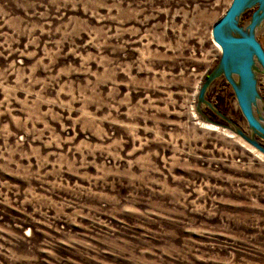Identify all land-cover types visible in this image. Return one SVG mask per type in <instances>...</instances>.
<instances>
[{
    "label": "rangeland",
    "instance_id": "374dc122",
    "mask_svg": "<svg viewBox=\"0 0 264 264\" xmlns=\"http://www.w3.org/2000/svg\"><path fill=\"white\" fill-rule=\"evenodd\" d=\"M231 1L0 0V264H264V130L212 36Z\"/></svg>",
    "mask_w": 264,
    "mask_h": 264
},
{
    "label": "water",
    "instance_id": "95a60500",
    "mask_svg": "<svg viewBox=\"0 0 264 264\" xmlns=\"http://www.w3.org/2000/svg\"><path fill=\"white\" fill-rule=\"evenodd\" d=\"M246 1H231L225 13L213 25L212 36L222 49L221 64L222 67L224 66L225 72L227 73L229 71L228 66H231L230 71L239 76L238 84L234 80H232V83L237 88V97L243 116L253 128L262 131L264 130L263 124L255 118L250 101L256 99L254 94L253 57L258 59L264 69V50L256 39L254 32L230 34L225 31L226 25L234 29L233 23H235L236 17L241 11L244 10L242 8ZM259 1L262 2L261 7L264 9V0ZM262 15V13H256L252 20H256L258 16L261 17ZM237 24L235 25L236 31L240 27Z\"/></svg>",
    "mask_w": 264,
    "mask_h": 264
},
{
    "label": "bare ground",
    "instance_id": "6f19581e",
    "mask_svg": "<svg viewBox=\"0 0 264 264\" xmlns=\"http://www.w3.org/2000/svg\"><path fill=\"white\" fill-rule=\"evenodd\" d=\"M253 1L254 0H247L246 3L243 5L242 9H245L246 7H248L251 4V2H253ZM236 20H238V16L236 17ZM236 20H235V23H233L234 24V29L230 30V28H231L230 26H228V25L225 26V31L226 32H229L230 34L231 33L232 34H237V32L238 33H240V32L241 33H249V32L258 33V32H260L262 30L263 24H264V18H263V15H262L261 17L258 16V19H256V20H249L244 26L238 27L239 30L236 31L235 30V25L237 23ZM256 100H257V97H256Z\"/></svg>",
    "mask_w": 264,
    "mask_h": 264
}]
</instances>
